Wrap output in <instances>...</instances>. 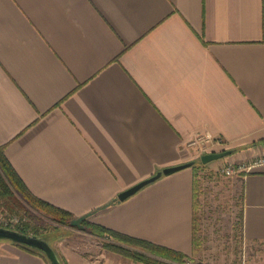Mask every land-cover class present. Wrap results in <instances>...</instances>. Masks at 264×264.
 Masks as SVG:
<instances>
[{"label": "crops", "instance_id": "0c3cea01", "mask_svg": "<svg viewBox=\"0 0 264 264\" xmlns=\"http://www.w3.org/2000/svg\"><path fill=\"white\" fill-rule=\"evenodd\" d=\"M207 134L224 145H189ZM0 145L37 198L192 255L194 171L118 194L207 152L264 157V0H0ZM232 186L264 243V163ZM56 230L39 234L65 264H147ZM0 264L49 262L0 239Z\"/></svg>", "mask_w": 264, "mask_h": 264}, {"label": "rangeland", "instance_id": "374dc122", "mask_svg": "<svg viewBox=\"0 0 264 264\" xmlns=\"http://www.w3.org/2000/svg\"><path fill=\"white\" fill-rule=\"evenodd\" d=\"M224 158L208 163H203L199 159L193 165L180 169L194 171L199 181L195 213L198 245L194 247L193 254L188 257L197 264H264V243L248 242L243 239L240 190L232 186L234 175L227 176L223 171L227 164L226 161H221ZM211 162L223 163L211 169L207 165ZM25 205V208L11 212L0 202V210L7 216L15 215L25 219L23 226L25 223H30L40 234L57 229V237L70 236L90 253L95 254L103 249L101 240L93 237L80 219H74L69 225L60 224L28 204L25 203ZM43 237L46 238L45 235ZM124 246L130 250L144 252L139 247Z\"/></svg>", "mask_w": 264, "mask_h": 264}, {"label": "trees", "instance_id": "16d2710c", "mask_svg": "<svg viewBox=\"0 0 264 264\" xmlns=\"http://www.w3.org/2000/svg\"><path fill=\"white\" fill-rule=\"evenodd\" d=\"M0 202L3 205H5L11 212L18 211L17 209L20 210L25 208L26 207L25 203H26L31 208L42 212L47 217H50L51 219H53L54 221L60 224L69 225L71 224V221H73L74 219H80L84 227L88 229V232L104 239L102 241L103 247L121 253L122 255L126 257H130L136 261H142L147 264H175V262L183 263L184 259L188 257L186 256V254L171 249L169 247L159 245L151 241L114 230L102 224L89 221L85 218H76L73 213L60 209L42 199L37 198L29 191V189L21 180L17 172L14 170L13 166L11 165L10 161L5 155L4 146L1 145H0ZM195 207H196V202H195ZM241 224H242V213H241ZM19 230L30 234L40 235L37 229L34 228L30 223H25V225ZM17 244L47 259V257L41 251L35 248L22 245L20 243ZM124 245H130V246L142 248L144 252L136 249L130 250ZM197 245H198V241L196 238V230H195L194 247ZM151 255L169 259L171 260V262L161 260ZM58 256L61 260V263L65 264L64 259L59 254Z\"/></svg>", "mask_w": 264, "mask_h": 264}, {"label": "water", "instance_id": "95a60500", "mask_svg": "<svg viewBox=\"0 0 264 264\" xmlns=\"http://www.w3.org/2000/svg\"><path fill=\"white\" fill-rule=\"evenodd\" d=\"M231 152H232L231 149H224V150H220V151H211V152H207V153L202 154L200 159L203 163H208L212 160L220 159V158H223L225 156H228L229 154H231ZM194 163H195L194 161H190V162H186L184 164L166 167L163 170L158 171L154 175H152L148 178H145V179L141 180L140 182L134 184L133 186L123 190L122 192H120L118 194V198L120 200H125L128 197L134 195L136 192H138L145 185H147V184L157 180L158 178H160L162 175L171 174V173L176 172L180 169L189 167V166L193 165ZM0 239H8V240L20 243V244L25 245V246L35 248V249L41 251L47 257L50 264H62L56 250L48 242V240L46 238H44L43 236L22 232V231L17 230V229L0 227Z\"/></svg>", "mask_w": 264, "mask_h": 264}, {"label": "built area", "instance_id": "2783aa9c", "mask_svg": "<svg viewBox=\"0 0 264 264\" xmlns=\"http://www.w3.org/2000/svg\"><path fill=\"white\" fill-rule=\"evenodd\" d=\"M224 140L221 138H214L210 135H198L195 136L191 141V146H196L202 151L214 146L224 145ZM264 163V157H259L251 162H227L224 166L223 171L227 176H233L236 174L249 172L257 165ZM25 219H21L15 215L7 216L0 210V227L10 228V229H21L23 227ZM183 264H197L192 258L186 257Z\"/></svg>", "mask_w": 264, "mask_h": 264}]
</instances>
